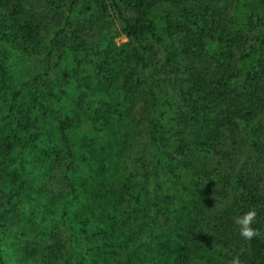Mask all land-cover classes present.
Returning <instances> with one entry per match:
<instances>
[{
    "label": "rangeland",
    "instance_id": "obj_1",
    "mask_svg": "<svg viewBox=\"0 0 264 264\" xmlns=\"http://www.w3.org/2000/svg\"><path fill=\"white\" fill-rule=\"evenodd\" d=\"M211 1L153 0L148 8L158 20V32L164 41L157 45L158 54L150 53L143 61L144 51L123 32L124 18L133 17L127 0H0V208L7 204L8 192L15 188L22 161L18 148L31 130V121L23 126L10 111V94L16 93L19 100L24 97L31 120L39 111V105L31 97L34 89L31 81L44 70L43 58L57 31H60L56 39L58 50L61 52L65 47L73 50L74 56L68 59L70 66L74 57L83 61L80 74L83 104L65 129L66 134L48 115L40 122L38 137L23 156L34 199H20L19 215L7 217L2 234L7 264H43L45 259L47 264H82L78 253L85 257L86 264H128L144 256L148 263L138 264H165L164 258L170 255L173 264H180L187 246L182 241L188 236V228L195 248L201 242L205 247L201 237L213 231L208 227L209 210L217 212L216 217L236 210L241 192L226 185L218 173L220 152L223 149L234 152L228 147L229 131L225 128L221 133L216 131L220 108L201 117L202 121H208L204 127L198 123L183 134L190 141L186 159L191 160L188 165H193L197 188L187 184L178 198L167 187L163 174L154 168L156 120L177 121L181 102L178 88L188 87L186 76L170 80L159 73L167 51L173 50L166 32L168 16L181 18L187 8L192 16L207 19L210 13H204L203 6L212 8L216 3L236 16L244 7V39L218 42L208 38L207 48L216 55L235 53L238 69L230 82L231 88L242 84L249 87L259 75L255 72L264 71V4L260 0ZM251 16L253 23L249 21ZM107 38L116 45L110 71L113 85L99 77L95 53L97 44ZM64 67V63L57 61L49 78L40 82V92L48 105L59 101L64 106L73 99L61 88ZM131 72H136L134 81ZM127 82L132 83L130 93L126 92ZM257 88L260 91L261 87ZM118 104L123 105L120 120L113 114ZM261 124L264 125L262 106L245 121L242 132L244 163L255 164L260 172L264 167V131L258 129ZM7 143L11 144L8 153L4 151ZM210 158H213L211 167ZM68 166L74 191L65 178ZM215 167V173L209 174L207 168ZM41 189L52 190L53 210L50 197L47 193L42 195ZM68 198L70 202L65 203ZM154 202L173 205L175 209L165 211L157 222L164 238L147 247H137L148 239ZM41 231L52 232L42 238L50 250H42L37 244L36 234ZM93 244L98 247V255L94 254ZM71 245L75 246V252L68 257ZM217 250L221 253L223 249ZM190 256L191 264H208L200 252Z\"/></svg>",
    "mask_w": 264,
    "mask_h": 264
},
{
    "label": "trees",
    "instance_id": "obj_2",
    "mask_svg": "<svg viewBox=\"0 0 264 264\" xmlns=\"http://www.w3.org/2000/svg\"><path fill=\"white\" fill-rule=\"evenodd\" d=\"M127 1L132 9L133 17L124 18L123 32L144 51L142 59L145 61L150 53H159L157 45L164 41V37L158 32V20L148 8L153 0ZM260 2L264 4V0H260ZM203 10L207 15L210 13L209 18H196L187 8L184 9L181 18L178 16H168L167 18L166 32L169 47H172L173 50L167 51L165 61L159 68V73L166 75L170 80L172 77L186 76L188 87L180 86L178 88L181 102L180 106L178 105L177 121L163 123L161 118L156 120V134L153 141L157 147V155L154 168L155 172L163 174L167 187L172 188L174 196L178 198L187 189V184L188 186L195 185L197 188L193 165H188L192 163H190L191 160L187 161L186 159L187 153L191 149L190 141L183 134L192 125L201 123L204 127L208 121L205 119L202 121L201 117L216 107L220 108L216 131L221 133L223 128L229 131L228 147H232V151L235 153H230L225 149L220 152L222 161L217 163L218 166L221 164L218 173L223 176L226 185H230L234 191L240 190V198L234 211H227L216 217L217 212L213 209L209 210L211 219L208 222V227L213 231L201 237V241L206 243L205 247L202 242L200 243L198 247L201 250H196L198 247L195 248L192 232L188 228V236H185L182 241L187 246L184 247V254L181 257L183 260L180 264H191L190 255L195 252H200L208 264H261L264 263V167L260 172L255 164L250 166L248 163H244L242 132L245 121L255 116L260 106L264 108V71L262 73L255 72L259 75L257 79H254L255 83L249 87L242 84L231 88L230 82L238 69V59L234 52L211 54L207 48V39L212 38L218 42L227 39H232L235 42L243 40L244 20L246 19L244 7L237 11L236 16H233L229 10L217 3L212 8L203 6ZM253 19L254 17L251 16L250 23H253ZM258 21L261 22L262 18L258 17ZM24 27L29 28V25ZM59 34L60 31L55 33L50 48L44 55V70L37 73L31 81V85L34 87L31 97L39 105V111L31 120H28L24 97L19 100L16 98V93L10 94V111L19 118V122L23 126H27L28 121H31V130L27 131L29 136L18 148L22 161L15 188L8 192L7 204L0 208V264H7L2 249V234L6 227L7 217L19 215L20 208L17 203L20 199L25 197L34 199L28 185L30 173L23 159L27 147L38 137L40 122L48 115L53 116L59 123L60 129L66 134L65 129L74 120L77 109L83 104L80 90V84L83 80L80 76L83 71V61L74 57V64L72 67L70 66L68 59L70 60L74 56L73 50L70 47H65L61 52L58 50L56 39ZM72 34L77 37L75 33ZM110 41V38H107L99 42L95 53L99 61V77L106 84L113 85V77L110 71L115 49L113 47L116 45ZM78 47L81 48V45ZM57 61L65 64L61 88L73 98L71 103L64 106H61L59 101L48 105L43 99L39 87L41 81L49 78L50 71L55 68ZM135 75L136 72H131L132 81H134ZM257 86L261 87L260 91ZM131 91L132 83L127 82L126 92L130 93ZM261 92L262 94H260ZM169 101L171 102V100ZM113 114L120 120L123 115V105H116L113 108ZM258 129L264 131V125L261 124ZM164 134H167L168 137ZM199 137H195L196 141L199 140ZM10 149L11 144L7 143L4 151L8 153ZM208 165L213 166V158L208 160ZM69 169L68 166L65 178L74 191L75 184L68 174ZM215 169L216 167L207 168L209 174H214ZM42 190L40 191L42 195L47 193L45 195L50 197V209L53 210L55 199H53L52 190L51 192L48 190L43 192ZM215 192L221 193V190H215ZM35 199L39 200L37 197ZM68 202H70L69 198L65 203ZM172 209H175L173 205L164 206L154 202L148 239L138 243L137 247H147L155 244L157 240L161 241L162 237L164 238L157 222L165 211ZM50 234L52 232L48 231H41L36 234L37 244L42 250L51 249L50 246H47V241L42 240L44 236H50ZM217 248L223 249L220 250L221 253L218 252ZM92 249L95 250L94 254L98 255V247L93 244ZM74 252L75 246L71 245L67 256L72 257ZM223 252L225 254H222ZM47 256L50 257L51 255ZM78 256L82 264H86L85 257L81 253H78ZM170 256L168 259L164 258L165 264L174 263L173 256ZM139 259L138 257L130 260L128 264H138L139 261L148 263L145 256L142 257V260ZM258 260L260 261L258 262ZM43 264H47V259L43 261Z\"/></svg>",
    "mask_w": 264,
    "mask_h": 264
}]
</instances>
